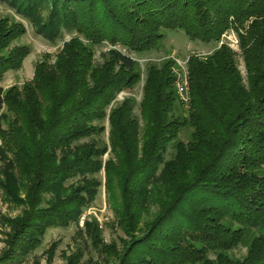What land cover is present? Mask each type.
<instances>
[{"label":"trees","instance_id":"trees-1","mask_svg":"<svg viewBox=\"0 0 264 264\" xmlns=\"http://www.w3.org/2000/svg\"><path fill=\"white\" fill-rule=\"evenodd\" d=\"M0 2L50 43L71 35L54 62L47 56L37 63L32 81L6 90V73L21 69L30 49L15 42L28 32L22 21L0 20V106L7 107L1 117L10 124L0 128V188L26 207L24 219L12 221L15 231L0 264L18 262L49 227L79 223L99 193L104 168L108 187L112 164L118 173L125 170L117 216L131 238L116 255L118 264H264V0ZM170 29L215 46L205 57H190L192 98L183 119L174 113L179 98L172 91L173 61L147 67L140 107L147 127L133 167L134 158L122 161L119 138L127 147L126 138L138 132L136 100L117 97L141 82L138 56L159 48ZM232 30L240 51L229 45ZM105 44L111 47L101 50L104 61L97 62L96 46ZM113 103L109 120L116 163L104 161L109 146L100 139ZM185 125L193 127L192 139L179 142L175 156L165 160L169 143ZM152 161L156 170L166 165L170 178L157 200L160 211L140 232L151 178L143 174ZM251 232L259 233L248 255L233 258L230 252ZM82 257L78 250L68 264H80Z\"/></svg>","mask_w":264,"mask_h":264},{"label":"rangeland","instance_id":"rangeland-1","mask_svg":"<svg viewBox=\"0 0 264 264\" xmlns=\"http://www.w3.org/2000/svg\"><path fill=\"white\" fill-rule=\"evenodd\" d=\"M3 18H8L11 21H22L26 25L28 32L15 42L18 45H26L30 49V53L25 59L23 67L19 70H13L6 73L3 87L8 90L14 85L22 87L25 83L32 81L35 76L36 65L40 60L50 56L49 59L51 58L54 62L55 55L62 49L65 41L71 38V35L66 33L65 36L62 39H59L56 43H50L48 40L35 33L33 26L29 21L16 15L13 10L0 2V20ZM230 32L231 34L228 38L230 47L236 51H240L241 48L239 47V38L237 34L233 30ZM164 33L165 36L160 41L159 48L143 54L142 56H138L139 60H141L138 62L142 73L141 82L133 89H125L120 92L117 97V101H122L126 97H133L136 100L135 114L140 119V124H138L137 127L138 132L132 131L130 137L128 136V138H126V140L129 139L131 146L129 144L128 146H130L129 148L132 152H128V149H126L128 146H122L124 145L122 141L124 138H119L120 147H122L120 150L123 154L121 156L122 161L129 164L134 158L135 164L133 167H136V162L140 161L142 146L144 144L143 135L145 134L147 127L146 121L144 120V113L141 112L140 108L144 98L147 67L150 65H163L172 60L174 75L179 79L184 78L181 81H186L185 78H187L190 97L189 101L185 103L182 101V95L178 91L177 83L174 84L172 88V91H174L175 95L179 98L174 113L176 116H180V118L183 119L189 113L188 108L192 98L189 73L190 57H205L212 52L215 46V43H204L191 40L182 29L165 30ZM108 47V44H105L102 47L96 46L97 62L104 61L101 50ZM237 60L242 75L246 78L247 72L244 59L239 55ZM116 103H113L108 107V116L105 123L106 130L102 133V136H100L101 141H106L109 146V151L105 155L104 161L111 160L114 163L118 162L119 159H116V153L112 151V142L110 138L111 125L109 117L112 109L117 105ZM152 110V108L147 109V114L150 112L149 116H152ZM5 112H7V107L5 105L3 107L0 106V128L3 127L4 129L10 126V124L8 126L6 121H3L1 117ZM192 133L193 127L189 125L180 128L178 138L171 141L168 145L165 160L173 158L176 154V145L179 142L188 143V141L192 139ZM83 141H88V139L82 140V142ZM3 144L2 138L0 137V169H2L4 165L1 158L4 149ZM153 165H155L154 161L148 166L149 169L146 170L147 172L143 174L144 176L151 178L147 185V205L141 215L144 222L140 225V232L147 229V222L153 220L160 211L161 207L157 200L160 197H164L170 178L169 173L165 168L166 165H161L157 170ZM145 166L147 167V164H145ZM124 168L127 169L128 165L122 167V170ZM110 169L113 171V178L108 180V187L106 185V171L104 168L99 175L103 182L102 186L99 188V193L90 206L85 209L80 217L79 223H71L67 227H49L45 235L42 237L41 243L35 249L28 252V254L20 255L17 259L18 262L12 261L4 262L2 264H68L69 256L78 250L83 251V257L81 258L80 264H118L116 255L124 250L131 238L122 230L117 216L119 209L123 207L121 201H124V195L122 194L120 187L122 183L121 175L124 174L125 170L122 173H118L113 164ZM1 176L2 174H0V178H2ZM134 176L139 179L138 182L141 181L138 174H135ZM69 183H71V181H69ZM19 194H21L20 196L22 198L25 197L24 193L19 192ZM49 197L50 196L47 198ZM139 199L140 195L138 196V200ZM89 209L93 210H91V214L88 213ZM25 210V206L20 205L15 199L10 198V196L0 188V257L5 250L9 249L8 244L15 231L12 221L14 219L23 220L25 217ZM258 233L259 232L249 233L246 237V241L233 249L230 252V255L235 259H244L248 255L252 240L258 235ZM104 246L111 249V254L104 252Z\"/></svg>","mask_w":264,"mask_h":264},{"label":"built area","instance_id":"built-area-1","mask_svg":"<svg viewBox=\"0 0 264 264\" xmlns=\"http://www.w3.org/2000/svg\"><path fill=\"white\" fill-rule=\"evenodd\" d=\"M109 47H111V45H109ZM109 47H108V48H109ZM106 49H107V48H106ZM139 61H141V60H139ZM183 79H184V78L179 79V78L177 77V79H176V83H177V85H178V91H179V93L182 95V101L185 103V102L189 101L190 97H189V86H187V78H185L186 81H181V80H183ZM180 81H181V82H180ZM91 210H92V209H89L88 213L91 214ZM92 211H93V210H92Z\"/></svg>","mask_w":264,"mask_h":264},{"label":"crops","instance_id":"crops-1","mask_svg":"<svg viewBox=\"0 0 264 264\" xmlns=\"http://www.w3.org/2000/svg\"><path fill=\"white\" fill-rule=\"evenodd\" d=\"M10 72V71H9ZM8 73V72H7Z\"/></svg>","mask_w":264,"mask_h":264}]
</instances>
